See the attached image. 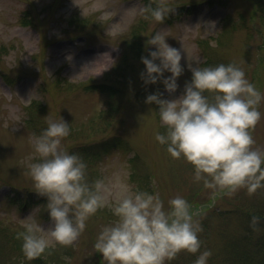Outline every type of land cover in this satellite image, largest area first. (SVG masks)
Wrapping results in <instances>:
<instances>
[{"label":"rangeland","instance_id":"1","mask_svg":"<svg viewBox=\"0 0 264 264\" xmlns=\"http://www.w3.org/2000/svg\"><path fill=\"white\" fill-rule=\"evenodd\" d=\"M210 1L207 6L204 0H168L174 9L161 22L142 11L148 0H0V227L22 232L26 223L22 219L31 213L45 228L50 224L47 197L36 191L29 174V159L39 157L31 155L34 149L28 137L60 116L71 123L63 146L83 155L89 180L102 179L109 196L75 241L50 245V264H107L93 245L102 226L116 218L113 205L122 184L159 194L166 208L170 197L183 195L199 217L255 194L240 188L213 201L211 189L194 179L193 166L172 157L156 140L155 132L166 126L157 106L145 100L157 89L165 98L178 97L191 80L189 65L201 64L197 41L215 38L219 29L226 30L218 49L244 68L253 82L249 70L258 39L250 42L246 57L242 30L257 26L249 23L251 0ZM187 3L194 4L192 9L187 10ZM238 14H243L244 23ZM209 22H215L211 31ZM232 27L239 30L229 32ZM162 29L167 30L169 44L183 53L184 71L171 95L162 81L145 85L140 76L145 70L141 56L156 47L146 44L148 36ZM86 83L113 85L119 93L86 90ZM260 90L264 92V86ZM260 110L264 113V101ZM252 135L264 147V116ZM220 222V218L212 221ZM210 238L218 245L214 233Z\"/></svg>","mask_w":264,"mask_h":264},{"label":"clouds","instance_id":"2","mask_svg":"<svg viewBox=\"0 0 264 264\" xmlns=\"http://www.w3.org/2000/svg\"><path fill=\"white\" fill-rule=\"evenodd\" d=\"M174 7L168 0H152L142 11L163 22ZM215 22L208 23L211 31ZM167 30L148 36L147 45H155L142 55L144 84L162 81L171 95L178 89V77L184 71L181 49L169 44ZM159 61V62H157ZM191 80L175 98H165L157 89L146 103L157 106L166 126L155 138L174 158H183L193 166V176L211 189V199L230 195L240 188L249 192L264 188V147L257 145L252 130L264 113L260 110L264 92L251 82L244 68L235 63L189 65ZM170 75L165 76V72ZM71 132V123L62 116L49 119L42 131L28 137L39 159H29V174L36 191L47 197L50 216L47 228L31 213L22 237L24 255L31 259L44 253L53 243L75 241L86 221L104 207L109 191L102 179L90 181L88 162L78 152L63 146ZM168 207L159 194L133 190L122 184L113 205L114 222L102 226L93 247L107 264H166L181 251L198 253L192 264H208L212 250H201L199 233L203 225L198 213L183 195H174ZM250 226H264V216L251 215Z\"/></svg>","mask_w":264,"mask_h":264},{"label":"trees","instance_id":"3","mask_svg":"<svg viewBox=\"0 0 264 264\" xmlns=\"http://www.w3.org/2000/svg\"><path fill=\"white\" fill-rule=\"evenodd\" d=\"M205 4L211 5L210 0H204ZM253 7L252 13L249 15V23L257 26L247 25L243 32L245 35L244 53L246 57L250 53V42L256 38L254 48L256 57L253 67L251 66L249 73L251 80L257 88L264 86V0H251ZM189 4L187 10L192 9L193 3ZM181 10L185 8H180ZM231 19V15L225 16ZM239 20L244 23L243 14H238ZM257 20V22L255 21ZM228 29L230 32L239 30ZM226 29L216 31L215 38H206L199 40L196 47L201 55V64H217L229 63L232 59L222 53L218 49L221 36ZM137 40L135 37L132 42ZM138 50V49H137ZM233 63V62H232ZM114 68V67H113ZM83 88L86 90H99L105 92L110 90L113 95L119 93L117 87L103 83H86ZM110 92V94H112ZM115 108L109 109L112 111ZM264 188L257 189L255 194L247 199L237 198L232 203V206L226 209H212L208 213L196 219L203 225V230L199 233L202 241L201 250L208 248L212 250V255L209 257L208 264H264V226L259 229H253L250 226L251 215L264 216ZM221 219L219 224H213L215 219ZM236 222L237 224H234ZM212 223V225H211ZM20 233V232H19ZM217 239L218 245L215 243L211 234ZM22 237L18 233L8 232L5 227H0V264H20L21 261H26L25 264H50L53 258L50 249L34 258H27L22 250ZM198 253H189L181 251L175 258L169 261L171 264H192ZM16 260V263H15Z\"/></svg>","mask_w":264,"mask_h":264}]
</instances>
